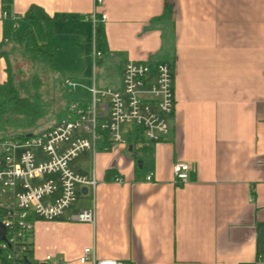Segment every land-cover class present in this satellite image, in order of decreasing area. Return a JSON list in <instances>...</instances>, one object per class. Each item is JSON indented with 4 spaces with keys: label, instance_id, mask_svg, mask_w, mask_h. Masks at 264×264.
I'll use <instances>...</instances> for the list:
<instances>
[{
    "label": "crops",
    "instance_id": "0c3cea01",
    "mask_svg": "<svg viewBox=\"0 0 264 264\" xmlns=\"http://www.w3.org/2000/svg\"><path fill=\"white\" fill-rule=\"evenodd\" d=\"M32 4L53 18L55 60L56 49L81 47L118 71L113 86L97 76L91 86L119 87L128 59L166 61L175 101L142 168L129 143L70 161L94 175V193L83 187L60 219L34 222L33 259L91 264L79 256L93 247L124 264H264V0H0V41L6 9L44 42L43 22L22 18ZM5 68L1 57L0 82ZM177 162L190 166L184 183ZM82 208L93 223L70 219Z\"/></svg>",
    "mask_w": 264,
    "mask_h": 264
},
{
    "label": "built area",
    "instance_id": "2783aa9c",
    "mask_svg": "<svg viewBox=\"0 0 264 264\" xmlns=\"http://www.w3.org/2000/svg\"><path fill=\"white\" fill-rule=\"evenodd\" d=\"M102 0H95L100 4ZM94 21L95 14H92ZM2 18H11L13 27L20 17L6 9ZM105 15L101 14V19ZM94 55H100L98 50ZM65 83L74 86L69 78ZM174 74L166 61L131 60L122 67L119 87H89V100H71L66 114L47 127L14 138L0 139V264H31L34 222L57 220L77 200L81 189L87 193L97 180L70 167V161L85 152L113 150L128 145L135 127L152 143L169 130V115L174 109ZM190 166L177 162L173 170L176 181L188 179ZM147 180L150 176L146 177ZM121 181L120 177H115ZM71 220L93 223L94 209H79ZM81 263L124 264L112 259H98L93 247H84ZM38 263V262H37ZM61 264L51 255L42 263Z\"/></svg>",
    "mask_w": 264,
    "mask_h": 264
},
{
    "label": "trees",
    "instance_id": "16d2710c",
    "mask_svg": "<svg viewBox=\"0 0 264 264\" xmlns=\"http://www.w3.org/2000/svg\"><path fill=\"white\" fill-rule=\"evenodd\" d=\"M22 18L26 20L40 19L43 22L45 26L44 42H38L30 25H26L20 37L16 36L13 20L11 18L3 19L0 58L3 57L6 60L7 78L0 82V139L14 138L33 131V128L43 117V109L38 102L37 90L42 84L38 72L53 68L55 63L53 18L42 7L35 4L29 7ZM11 42L21 48L22 65L17 66L16 71L12 69L9 58L10 49H14V47L8 48V44ZM70 100L68 99L67 103ZM128 143L132 144L130 153L136 160L145 157L153 144L143 138L139 127H135L131 135L128 136ZM100 148L102 147L100 146ZM113 176L114 171L107 169L106 179ZM1 231L0 228V235ZM28 255L31 264H38L33 259L32 249Z\"/></svg>",
    "mask_w": 264,
    "mask_h": 264
},
{
    "label": "rangeland",
    "instance_id": "374dc122",
    "mask_svg": "<svg viewBox=\"0 0 264 264\" xmlns=\"http://www.w3.org/2000/svg\"><path fill=\"white\" fill-rule=\"evenodd\" d=\"M34 26L37 28L35 32L39 33L42 27L41 23L36 22ZM25 27L26 23L20 21L19 25L15 28L16 36L20 37ZM41 36L39 34V39ZM11 47H14V49ZM8 48H11L9 58L12 69L16 71V67L22 65L21 48L12 42L8 44ZM69 51L73 55H70ZM55 57L56 60L53 68L38 72L42 80L41 87L37 90L39 94L38 102L43 109V117L38 121L33 130L47 127L55 120L64 116L68 103L72 99L89 100L91 98L89 86L92 84L93 77L97 76L103 86H113L119 78L118 71L113 69L112 66L104 64L105 60H98V65H95L91 53L87 49L84 51L81 47L78 51L75 49V53L64 47L56 49ZM44 68L47 67L44 66ZM67 78L75 83V85L71 86L68 83H64ZM22 79L25 78L22 77ZM68 99L71 100L67 103ZM145 166H147L146 161ZM142 171H144V168ZM88 200L90 201V199L81 200L78 204H88Z\"/></svg>",
    "mask_w": 264,
    "mask_h": 264
},
{
    "label": "water",
    "instance_id": "95a60500",
    "mask_svg": "<svg viewBox=\"0 0 264 264\" xmlns=\"http://www.w3.org/2000/svg\"><path fill=\"white\" fill-rule=\"evenodd\" d=\"M128 148H129V150H131L132 145L130 144ZM136 166H137L138 168H142V161H141V160H138ZM82 190H83V191H86L85 188H83ZM29 263H30V262H29Z\"/></svg>",
    "mask_w": 264,
    "mask_h": 264
}]
</instances>
